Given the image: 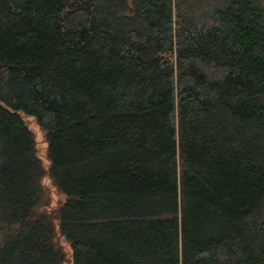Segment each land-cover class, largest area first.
I'll return each mask as SVG.
<instances>
[{
  "label": "trees",
  "instance_id": "obj_1",
  "mask_svg": "<svg viewBox=\"0 0 264 264\" xmlns=\"http://www.w3.org/2000/svg\"><path fill=\"white\" fill-rule=\"evenodd\" d=\"M0 264H264V0H0Z\"/></svg>",
  "mask_w": 264,
  "mask_h": 264
},
{
  "label": "rangeland",
  "instance_id": "obj_2",
  "mask_svg": "<svg viewBox=\"0 0 264 264\" xmlns=\"http://www.w3.org/2000/svg\"><path fill=\"white\" fill-rule=\"evenodd\" d=\"M24 121L34 133L35 138H36V143H37L36 146H37L38 155L39 157L43 159L45 155L44 136L42 132L40 131V129L38 128V126L36 125V123L31 118H24ZM60 199H62V197L57 196L56 194L54 200H60Z\"/></svg>",
  "mask_w": 264,
  "mask_h": 264
}]
</instances>
